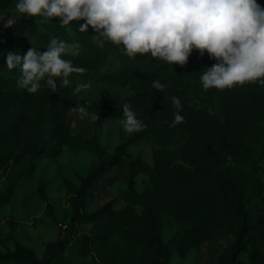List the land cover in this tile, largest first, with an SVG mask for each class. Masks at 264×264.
<instances>
[{
  "label": "rangeland",
  "instance_id": "rangeland-1",
  "mask_svg": "<svg viewBox=\"0 0 264 264\" xmlns=\"http://www.w3.org/2000/svg\"><path fill=\"white\" fill-rule=\"evenodd\" d=\"M15 11L14 1L8 13ZM57 18H21L11 27L0 23V114L8 115L22 102L28 104L24 125L0 133V192L9 184L13 186L10 194L0 197L1 253L14 250L16 241L42 258L46 245L63 237L71 227L70 200L78 195L81 177L98 163L87 140L95 138L110 154L133 133L124 130L119 110L105 116L90 113L96 118L80 119L81 114L70 108L62 121L68 137L56 158L32 160L27 156L21 164L11 166L26 147H41L40 113L51 90L42 87L30 93L20 87L22 70L19 65L8 68L7 54L23 57L29 49L46 51L50 40L56 38L46 25ZM82 22H71L69 36L64 39L78 41L81 51L64 58L86 71L70 75L68 86L55 77L56 93L91 101L129 96L130 92L101 81V76L150 55L89 54L92 49L113 44L101 46L91 27L79 36L76 30ZM78 83H89L90 87L75 92ZM239 88L224 89L195 104L180 98L182 107L175 108V113L185 117L183 122L173 125L174 116H170L156 123L146 139L130 145V158L142 159L151 171L136 175L131 188L126 164L115 167L86 195L79 196L82 214H91L109 201L112 212L95 222L75 221L70 242L55 264H143L142 259L150 255V234H159L171 246L167 264H226L240 228L235 190L244 177L248 178L244 206L249 232L237 264H264V186L258 184L264 183V97L249 99ZM135 112L140 119L145 107ZM232 137L244 139L245 146L236 154L225 155L222 145Z\"/></svg>",
  "mask_w": 264,
  "mask_h": 264
},
{
  "label": "clouds",
  "instance_id": "clouds-1",
  "mask_svg": "<svg viewBox=\"0 0 264 264\" xmlns=\"http://www.w3.org/2000/svg\"><path fill=\"white\" fill-rule=\"evenodd\" d=\"M15 10L10 15L0 12L5 27L21 18L58 17L63 26L83 21L78 23L79 32L91 27L101 46L110 42L129 58L148 54L170 66H183L193 50L201 56L206 52L216 62L200 73L204 90L230 89L246 82L264 85V6L258 0H15ZM80 51L78 41L53 38L46 51L29 49L23 57L8 52L6 62L9 69L20 66L18 84L28 92L42 87L56 91L55 77L68 86L70 75L86 71L64 58ZM151 83L154 88L165 87L159 80ZM89 87V83H78L75 92ZM171 100L176 109L182 107L178 96ZM72 110L81 114L80 119L96 118L83 106ZM122 110L121 124L126 132L145 127L129 103L125 102ZM184 119L177 111L172 124ZM227 160L230 163L231 156Z\"/></svg>",
  "mask_w": 264,
  "mask_h": 264
},
{
  "label": "trees",
  "instance_id": "trees-1",
  "mask_svg": "<svg viewBox=\"0 0 264 264\" xmlns=\"http://www.w3.org/2000/svg\"><path fill=\"white\" fill-rule=\"evenodd\" d=\"M14 1L0 0V12L8 13ZM258 3L264 6V0H258ZM0 23L3 22L1 21ZM46 27L57 39L64 40L69 36L67 31L68 25H61L59 18L51 21ZM76 32L79 36L84 35L80 34L78 29ZM98 52L122 53L114 45H104L103 48L97 47L88 53ZM88 62H90V65H93L91 59ZM215 62V60L209 58L206 52L201 56L199 51L193 50L187 63L183 66L178 63L170 66L166 62L150 56L149 59L142 62L124 66L101 76V81L130 92L129 96L123 98L114 97L104 101H91L76 97L67 98L63 95H58L56 91L47 93L43 109L40 113L41 124L43 126L39 135L41 147L35 145L26 147L20 154L15 156L14 163L11 166L21 164L27 156L32 160H36L41 156L51 159L56 158L61 153L62 147L68 137L66 127L62 121L68 115L70 108L76 109L78 106H83L89 113L100 112L102 116H105L114 110L123 112L122 107L125 102L129 103L131 108L138 111L142 107H145V112L140 116V120L145 127L142 130L133 132L132 135L115 148L113 153L106 154L95 138L87 140L89 147L98 157V163L85 176L81 177L78 195L73 196L70 200L73 207L72 225L77 220L95 222L102 219L112 212V201H109L91 214H82L78 197L86 195L98 180L105 177L115 167L121 168L126 164L131 188L134 187L136 175L139 173H149L151 171L150 167L142 159L137 158L132 160L130 158L131 156L127 152L128 147L146 139L153 132L156 123L174 116L176 107L172 103L171 97L178 96L195 104L204 97L212 98L222 93L223 90L215 88L204 90L199 80L200 73L206 67H211ZM153 80H159L161 84L165 85L164 89L154 88L151 83ZM239 87L240 93L249 99L256 100L264 97V85H260L259 83L246 82L243 85H239ZM226 90L228 89L226 88ZM27 106V103L22 102L20 106L15 105L11 108L8 115L7 112L0 114V133L6 131L8 127L11 130L22 127L28 117V113L25 111ZM13 109H15V114L11 115ZM222 146L225 149V155H232L240 152L245 146V142L242 138L232 137L225 141ZM151 178L155 180L156 176L152 174ZM258 184L260 187L264 186V183L258 182ZM247 185L248 178L244 177L240 181L239 187L235 190V204L241 222L226 264L238 263L240 253L245 247V237L249 232L248 213L244 206L245 188ZM12 190L13 186L9 184L3 192H0V197L5 193L10 194ZM155 197H159V193ZM72 225L66 230L63 237L51 241L46 245L42 258L38 257L33 249L24 247L15 241L14 250H8L5 253L0 252V261L14 262V264H55L59 254L70 242ZM147 241L150 246V255L149 258H143L142 263L167 264L172 256V248L169 243L163 242L159 234H150ZM253 256L257 258L255 251L253 252Z\"/></svg>",
  "mask_w": 264,
  "mask_h": 264
}]
</instances>
